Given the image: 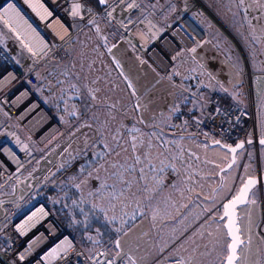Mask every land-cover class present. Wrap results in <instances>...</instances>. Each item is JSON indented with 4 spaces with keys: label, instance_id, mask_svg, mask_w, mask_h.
<instances>
[{
    "label": "rangeland",
    "instance_id": "1",
    "mask_svg": "<svg viewBox=\"0 0 264 264\" xmlns=\"http://www.w3.org/2000/svg\"><path fill=\"white\" fill-rule=\"evenodd\" d=\"M204 2L208 5L206 14L194 15L215 37L221 33L228 34L220 24L224 22L221 13L232 20L241 18L234 26L238 28L237 39L230 34L220 45H214L213 51L198 62V67L219 60L216 68H207L211 79L216 77L224 87L228 84L234 86V94H241V101H246L243 88L238 86L245 63H250L254 71L255 95L260 98V129L261 134H264V35H253L256 18L264 26V0ZM93 19L90 24L93 27H86L72 51L71 64H77L72 71L74 76L93 78L97 74L94 69L97 70L101 59L104 62L102 70L114 68L109 56L115 58L114 49L120 43L119 39L125 40L121 36L118 38V35L115 39L102 38L101 34L93 30L101 22V16ZM234 28H230V33ZM241 28L249 33L248 38L239 35L240 30H243ZM208 42L199 49L211 43ZM126 46L128 51L132 50L128 44ZM222 48L226 54L220 56ZM101 52L104 53L103 58H100ZM178 56L181 61L177 69L191 57L186 55L184 48ZM130 57L134 64L133 54ZM130 59L127 61L131 64ZM155 76H158L157 70L153 67H137L121 73L112 86L117 84L118 91L119 85L123 89L121 85L128 83L134 91L141 92L137 99H148V105L142 109L141 115H158L173 106L171 98L174 90L173 87H167L157 91L156 85L154 89H145ZM184 80L174 83L181 85L187 95L192 94L188 98L197 96L185 87ZM200 86L204 89H201L202 93L196 99L208 106L209 95L218 90L205 89L203 84ZM115 100L118 103L122 101L121 97L115 99L113 93L112 105L102 107L107 125L104 130L109 135L103 138V157L89 169L83 170L81 161L88 155L97 154L93 148L89 149L99 138L94 137L92 132L87 141L88 146L73 151L67 149L63 154V163L49 187L63 182L64 177L68 176L69 184L78 190L81 204L90 205L84 212V219L90 220L92 212L98 213L117 229V233L104 242L107 244L112 241V247L117 248L114 250L116 256L126 255L135 264H146L151 257L158 255L161 248L167 246L165 250L169 249V252L165 256L173 253L170 251H178L185 256L186 264H223L229 238L224 219L220 217L222 206L219 203L236 193L247 175L264 168V143L256 145L255 142H249L240 148L235 162L222 171L220 179L218 170L228 159L227 148L218 143H209L201 135L186 131L184 126L172 130L164 122H141L138 120L139 108L136 103L125 118L120 107L114 104ZM0 113L3 114L2 111ZM34 146L38 148L37 144ZM45 146L47 143L42 147ZM76 156L80 157L79 160ZM32 165L23 168L22 172L32 168ZM14 189L11 180L0 188V196ZM81 209L86 210L82 206ZM238 215L243 243L238 250L237 263L264 264V184L252 189L248 202L238 206ZM79 232L82 234L85 230L80 229Z\"/></svg>",
    "mask_w": 264,
    "mask_h": 264
},
{
    "label": "built area",
    "instance_id": "2",
    "mask_svg": "<svg viewBox=\"0 0 264 264\" xmlns=\"http://www.w3.org/2000/svg\"><path fill=\"white\" fill-rule=\"evenodd\" d=\"M77 5L79 12L74 15ZM206 8L203 0H172L158 13L144 8L142 0H111L102 9L89 0L0 2V106L12 120L8 124L0 117V188L11 180L15 187L0 196V264H130L126 258L107 255L102 246L86 249L75 238L73 226L63 223L45 201L43 195L55 181L63 154L79 143L68 138L47 162L53 152L40 154L33 143L42 148L61 124L48 111L49 119L39 112L23 118L22 109L37 100L47 110L33 90L39 71L53 61L67 59L77 33L98 15L116 24L134 52L148 58L167 84L180 83L189 65L216 44L199 49L208 32L194 14H206ZM55 21L57 28L52 26ZM237 30L231 31L235 39ZM182 48L191 58L177 69ZM253 76L246 62L242 73L246 101L213 91L204 116L183 120L186 131L227 144L248 137L257 140L261 136L260 98L255 95Z\"/></svg>",
    "mask_w": 264,
    "mask_h": 264
},
{
    "label": "crops",
    "instance_id": "3",
    "mask_svg": "<svg viewBox=\"0 0 264 264\" xmlns=\"http://www.w3.org/2000/svg\"><path fill=\"white\" fill-rule=\"evenodd\" d=\"M110 1L111 0H108L105 1L104 3L108 4ZM142 1L144 4V8L152 10L155 13H158L159 11L164 9L167 6V4H169L172 0H142ZM206 6L208 7L207 4ZM244 11L246 10L244 9ZM221 14L224 17L223 20L224 22L221 21L220 24L221 26H223V28L226 29L228 34L221 33L220 35L215 37L210 31H207L206 29V31L208 32L207 41H209V43L211 42L210 44H214L216 42L215 44L216 47L220 45L223 42V40L227 39V36L231 34L230 30L234 28L236 23L241 18L240 16L239 18L232 20L227 15L223 13ZM94 20L95 19L89 21L77 33L76 37L72 41L69 57L65 60H56L50 64L44 65L39 71L38 82L33 86V90L36 96L39 98V100L42 102L45 108L50 112V114L61 124L60 129L50 138L49 141L46 142L47 146H45V148L44 147L41 148L40 146H38L37 148L34 146L35 143H33V147L37 149V151H39L40 154L45 152H53L48 160H50V158L54 156L53 154L56 155L59 152L60 145L70 137H74L76 141L79 143V145L74 144L70 146L69 151H73L75 149H80V148L84 149L87 145V141L92 132L94 137L99 136V138L97 137V139H95L94 143L90 145L89 149L93 148L92 149L93 152H96L99 149L98 147L99 144H100V148L103 147L102 146L104 141L103 138L109 135L104 130L107 128V125L104 120L106 114L105 111H103L102 107L112 105L113 93L115 99L116 98L118 99L119 97H121L122 99L121 103H118L117 100H115L114 104L120 107V111L121 113L125 114V118L128 110H130V108H132L131 106L136 103L137 104L136 106L139 108L138 120H140L141 122H150V123L164 122L165 125L172 130H177L176 124L178 125V122L188 118L189 115L187 114L189 112H193V114H197L200 116H203L206 113L208 109L207 103H203L201 102V100L196 99L197 96L199 97L198 94L202 93L201 89L199 88L200 84H203L205 86V89L209 88L210 90H218L221 92L229 91L230 94L227 93L228 95H230L235 100L241 101L240 99L241 97L239 96L241 94L238 95L234 94V90H235L234 86L228 84L229 86L226 85L224 87V85H222V83L216 77H213L211 79V76L208 74L209 68L212 67L216 68L219 65L218 64L220 63L219 60L209 61L210 65L205 64V66H209V67H205L204 65H199L198 67V61L199 60L201 61L203 56L205 57L210 52H212L214 49L213 47L209 51L203 53L199 57V60L198 61L196 60L197 62L196 61L192 62L189 65L187 72L184 74V79L189 72L193 73V75L198 78V82H197L198 88L196 87L193 89L194 91H192L193 93L195 92L194 94H196L197 96L193 98H188L190 96L184 92V90L182 89L183 87L181 85L175 83L167 84L165 82L166 80H164L165 78L161 76L160 71L148 58L141 55H137L134 52L133 44L128 39L123 37L118 26L106 20L102 16H101V22L99 23L98 27L93 29L95 33L98 32L99 34H101L102 38L115 39V37L118 35L117 36L118 38L119 36H121L123 39H125V40H122L121 38L119 39L120 43L114 49V54L116 55L115 58L107 54L111 58V60L109 58L110 64H112L114 68L102 70L101 66L104 65V62L101 59L100 64L97 67V70L94 69V73L97 74H95L93 78L92 76H90V78L85 76L82 77V75L74 76L72 71L73 68L77 66V64L75 63L71 64V58L73 57L72 51L76 45V41L77 40L79 41L78 38L80 34L86 29V27L92 26L90 24H92ZM241 29L243 30H240L241 34L239 33V35L243 34L242 35L243 37L245 36L248 38V36H250L249 33H247L244 30V28ZM254 32L255 33H253V35H264L263 22L257 18L255 20ZM89 39L90 37H88V40ZM97 39L100 40V36H98ZM127 44L131 47L132 49L131 51H128V48L126 46ZM223 53H225V51L222 48L220 49V53H219L220 56H222ZM132 54H133L132 59L134 64L130 59L131 58L130 56H132ZM103 55L104 53L101 52L100 58H103ZM190 58L191 57H189L183 64H185L188 60H190ZM129 59L131 60V64L130 62L127 61ZM146 66H149L150 68L153 67L154 69H156L158 76H155V78L149 80V83L145 86V89L148 88L154 89L156 85L155 88L157 91L166 89L167 87H173L174 90L173 96L171 98V100H173V106L170 107L169 110L165 112H161L162 114L161 117H163V119L159 117L161 114L158 115L155 114L149 116L141 115L142 109L144 110V108H146V106L148 105L147 104L148 99L146 100L137 99L138 95L141 92L137 93L136 91H134L133 88L128 83L127 85L125 84L121 85L123 86V89L119 85L120 88L118 87V89L120 91L119 90L117 91V84H114L115 86H112V82L117 81L121 73H126L127 70L132 71L137 67L141 69ZM136 72L140 75L139 71ZM140 77L143 79L141 75ZM105 78L106 80H104ZM240 82L241 85L239 84L238 87L243 88L242 92L243 95L246 97L245 89L243 86V79ZM113 87H115L114 92H113ZM107 90L109 91V94ZM155 92L156 91H154V93ZM109 100L111 101V103H109L110 102ZM241 102H245V101H241ZM0 111L3 112V114L0 113V117L3 119L4 123L8 122V124H11L10 122L12 120L5 115L1 106H0ZM130 116H132V114H130ZM117 124L118 122L116 123V125ZM201 137L206 139L205 135L201 134ZM75 158H78L79 160L80 157L76 156ZM219 205L222 206V204L220 203ZM111 242L97 247L102 246L106 250V254L112 256L113 258L116 259L126 258L127 260H129L130 264L134 263V261L130 260L126 255L124 256L114 255L115 254L114 250H116L117 248L115 247L113 248ZM166 247L167 246L161 248L158 252V255H154L153 257H151L146 264L148 263L150 264L155 260H161V261L169 260L170 264H186L185 256L179 253L178 251H170L173 253L172 254L170 253L167 256H165V254L169 252V249L165 250Z\"/></svg>",
    "mask_w": 264,
    "mask_h": 264
},
{
    "label": "trees",
    "instance_id": "4",
    "mask_svg": "<svg viewBox=\"0 0 264 264\" xmlns=\"http://www.w3.org/2000/svg\"><path fill=\"white\" fill-rule=\"evenodd\" d=\"M1 1L3 0H0V2ZM89 1L100 9L104 8L107 4L100 3V0ZM198 62H200V60ZM197 82L198 78L195 77L191 72L188 73L184 80V83L186 85L185 87H187L191 91H194L193 89L197 87ZM199 88L204 89L203 86H200ZM222 92L226 94L229 93V91ZM189 95L192 96V94L190 93ZM187 115L189 116L186 119L202 117L200 115L193 114V112H189ZM182 126H184V123L183 121H180L178 125L176 124V129H180V127ZM98 147L99 150L96 152L97 154L88 155L86 158H84V160L81 161V166L83 167L84 171L95 165L99 161V159L103 157L102 152H105V149L103 147L100 148V144L98 145ZM69 165L67 164L65 166ZM67 177H64L63 182L56 183L54 186L49 187L44 193L43 198L63 223L71 224L73 226L75 238L80 243H82L83 246L86 247V249L93 250L97 248V246L103 245L109 237L114 236L117 233V229L110 225V223L106 221L101 214L98 213L95 214L92 212L90 220L84 219V212L87 211V208H90V205L88 203L81 204L78 190L74 186L69 184ZM56 196H58V198ZM80 205L86 210L82 211ZM88 210L93 211L92 209ZM96 226H98V229H96ZM80 229H84L85 233L81 234L79 232Z\"/></svg>",
    "mask_w": 264,
    "mask_h": 264
},
{
    "label": "water",
    "instance_id": "5",
    "mask_svg": "<svg viewBox=\"0 0 264 264\" xmlns=\"http://www.w3.org/2000/svg\"><path fill=\"white\" fill-rule=\"evenodd\" d=\"M205 138L209 141V143H212V144L218 143V144L222 145L223 147L227 148L229 153H230V158L218 170V174L220 176V179H221L222 171L226 170L227 168H229L235 162L237 150H239L240 148H242L245 144H247L249 142H255L256 141L258 144L259 143H264V136H262V135L257 140H255L253 137H248L246 140H243V139L239 140L235 144H227V143L223 142L222 140L210 139L207 136H205ZM232 149H235V151H232ZM249 179L255 181V183L251 186V188L248 191L247 202L249 200V197H250L252 189L254 187H256V186L260 187V186L263 185V183H264V170L259 169L257 171V173L250 174V175L246 176L244 181L240 184L239 188L237 189L236 193L233 196H231V197L230 196L226 197L221 202V204H222V212L220 214V217L224 218L225 228H226V231H227V235L229 237V241H228V244H227V248L228 249H227V253L225 255L223 264H227V257L232 254L231 253V247H230V245L232 243V236L229 234V230H228V227H227V225L229 224V217L224 215L225 206L228 205L231 202V200L234 199L240 193L241 189L244 188V185L248 182ZM239 205L240 204H238L236 206V208H235V215H234L233 219H235L237 227L239 228V233H238L239 239L243 242V237H242L241 230H240V225H239V222H238V217H239V215H238V206ZM241 244L242 243H240L239 246L237 247L236 258H235L234 264H238L237 263V258H238V255H239L238 250H239V247H240Z\"/></svg>",
    "mask_w": 264,
    "mask_h": 264
},
{
    "label": "snow or ice",
    "instance_id": "6",
    "mask_svg": "<svg viewBox=\"0 0 264 264\" xmlns=\"http://www.w3.org/2000/svg\"><path fill=\"white\" fill-rule=\"evenodd\" d=\"M104 2L105 0H100V3ZM78 12L79 6L77 5L73 14H78ZM232 151H235V149H232ZM254 183L255 181L249 179L248 182L244 185V188L241 189L240 193L234 199H232L228 205L225 206L224 215L229 217V224L227 225V227L229 230V234L232 236V243L230 245L232 254L227 257V264H234L237 247L240 243H242L238 235L239 228L237 227L235 219H233L235 215V208L238 204L247 202L248 191ZM53 252H55V249L53 250ZM21 259H23V256H21ZM109 264H112V262H109Z\"/></svg>",
    "mask_w": 264,
    "mask_h": 264
},
{
    "label": "bare ground",
    "instance_id": "7",
    "mask_svg": "<svg viewBox=\"0 0 264 264\" xmlns=\"http://www.w3.org/2000/svg\"><path fill=\"white\" fill-rule=\"evenodd\" d=\"M58 22H54L52 24L53 27L57 28L58 26ZM33 112H39L41 113L43 116H45L47 119H49L51 117V115L44 109L41 108L39 102L37 100H32L30 101L23 109H22V113L21 116L23 118L28 117L29 115H31Z\"/></svg>",
    "mask_w": 264,
    "mask_h": 264
},
{
    "label": "flooded vegetation",
    "instance_id": "8",
    "mask_svg": "<svg viewBox=\"0 0 264 264\" xmlns=\"http://www.w3.org/2000/svg\"><path fill=\"white\" fill-rule=\"evenodd\" d=\"M261 135L264 136V134H261ZM228 152H229V151H228ZM236 154H237V153H236ZM229 158H230V153H229L228 159H229ZM228 159H227V160H228ZM227 160H226V161H227ZM261 170H264V168L261 169ZM255 173H257V172L255 171L254 173H251V174H255ZM249 175H250V174H249ZM247 176H248V175H247ZM244 179H245V178H244ZM243 181H244V180H243ZM243 181H242V182H243ZM234 194H235V193H234ZM234 194H233V195H234ZM233 195H231V196H233ZM231 196H230V197H231ZM221 212H222V211H221ZM222 219H224V218H222Z\"/></svg>",
    "mask_w": 264,
    "mask_h": 264
}]
</instances>
